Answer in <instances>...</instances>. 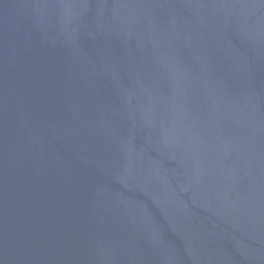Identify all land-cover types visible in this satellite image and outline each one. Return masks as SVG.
<instances>
[{"label": "water", "instance_id": "95a60500", "mask_svg": "<svg viewBox=\"0 0 264 264\" xmlns=\"http://www.w3.org/2000/svg\"><path fill=\"white\" fill-rule=\"evenodd\" d=\"M0 264H264V0H0Z\"/></svg>", "mask_w": 264, "mask_h": 264}]
</instances>
